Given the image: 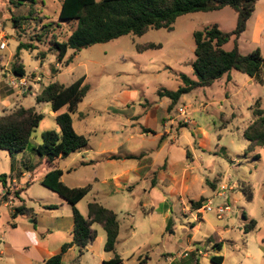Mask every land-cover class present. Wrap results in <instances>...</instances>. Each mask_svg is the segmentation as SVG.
<instances>
[{
  "label": "rangeland",
  "instance_id": "1",
  "mask_svg": "<svg viewBox=\"0 0 264 264\" xmlns=\"http://www.w3.org/2000/svg\"><path fill=\"white\" fill-rule=\"evenodd\" d=\"M36 1L34 5L22 3L18 6L15 1L11 4V0H0V115L9 114L19 106L34 107L43 115L27 151L30 152L36 144L43 143L42 135L45 132L59 133L51 105L36 102V95L40 94L45 86L55 82L69 86L83 76L87 78L85 84L90 90L79 104L78 112L73 115L75 127L80 133V114L88 116L90 124L105 127L111 134L122 131L124 125L129 126L126 118L133 112V108L136 109L137 115H141L139 121H143L144 125L152 130L160 129L162 118H167L170 122L173 117L179 120L180 128L183 127L184 132L188 133L191 130L183 122L186 119L191 120V115L180 117L177 109L187 107L192 101L201 108V112L192 117L196 124L191 123V129L197 137L194 141L200 177L207 179L209 185L223 182L220 187L226 186L227 189L223 192L219 189L225 196L220 198L214 195L211 187L204 181L195 185L191 194L197 198L189 197L183 206L176 205L174 222L171 230L163 236V246L176 258L180 251L189 252L188 257L183 259L184 264H196V258L199 264H214L210 258H204L203 253L202 256L193 254L197 249L211 256H224L225 264H261L254 254L246 255V245L255 249L256 245L264 247V146L250 152L244 131L256 121L254 112L257 108L264 112V67L255 80L243 73L232 71L230 79L225 76L212 87L183 96L169 114L163 111L168 99H162L158 95L163 89L176 91L182 83L179 77L181 74L196 80L192 66L195 61L194 33L209 26H217L224 32H231L236 28V13L230 8H225L217 12L185 15L178 19L172 32L164 29L150 30L142 36L128 35L76 53L69 50L66 58L59 61L55 54L49 53L50 40L56 38L60 42L66 41L77 28V24L59 20L61 0ZM14 18L27 19H22L16 27ZM2 43H6V47L2 48ZM148 43L159 44L161 48L143 53L137 51V46ZM238 43L242 54L260 49L264 56V0L257 4L247 30L241 35ZM20 45H32L35 48L34 51H19L20 62L25 67L28 79L25 87L19 85V77H16L12 68ZM234 45L232 40L225 49L230 51ZM42 54L47 55L44 57ZM72 56L74 60L68 65L67 60ZM37 77L40 81H37ZM13 80L16 81V86L12 85ZM124 92H133L138 101L146 99L145 108L149 113L143 114V107L129 104L128 108L117 102L118 96ZM160 101L163 102L161 105L158 103ZM115 109L123 110L124 113L115 112ZM64 110L67 108L62 109V112ZM136 138L133 142L135 152L154 147V143L149 141L152 136H148V139L145 136L143 141L139 137ZM142 142L144 145L140 147ZM182 150L183 154L178 157L179 164H186V149ZM31 156L35 155L31 152ZM13 157L15 159L12 161L10 153L0 150V175H3L1 182H11V165L16 166V162H20L16 154ZM77 175L79 176V173ZM37 177L38 174L34 176V180L23 181L38 182ZM213 181L216 182L211 183ZM245 188L251 189L253 201H247ZM144 195L141 188V191L130 197L127 204L123 201V195L119 196L120 203L125 205L121 207L120 217L124 222L128 221L129 216H135L134 219L129 218V221L142 230L150 224L153 225L157 238L161 230V216L159 212L150 214V209L141 208ZM13 198L15 205L21 204L14 193ZM23 200L28 207L33 208L34 214L32 211L30 215H19L18 220L29 223L34 218L42 220L46 216L42 213L39 202L30 201L27 197H23ZM192 202H201L200 214H197V207L192 206ZM209 202L214 209L226 204L231 211L225 214L223 220H219L215 212H202L205 204ZM191 210L198 217L196 220L191 216ZM10 211V208L0 202V232L12 221ZM182 212L187 215H182ZM244 213L251 221L253 219L258 223V227L249 234L248 239L244 236ZM226 228L229 231H226ZM102 234L105 236L104 232ZM218 235L226 241L222 251H215L213 245L209 244V241L218 243ZM191 236L192 243L188 244ZM182 240L184 243H181ZM141 241L139 237L130 242L121 241L118 251L121 253L123 264H140L142 261L146 264L144 256L142 261L134 256L143 249ZM163 246L150 250V256H153L152 264H158L155 254ZM87 260H90L88 264H100L95 255H88Z\"/></svg>",
  "mask_w": 264,
  "mask_h": 264
},
{
  "label": "crops",
  "instance_id": "2",
  "mask_svg": "<svg viewBox=\"0 0 264 264\" xmlns=\"http://www.w3.org/2000/svg\"><path fill=\"white\" fill-rule=\"evenodd\" d=\"M252 80H255V78H252ZM117 102L128 108L129 104H133L135 107H146V99L138 101L133 92L120 94ZM158 103L161 105L163 102L160 101ZM170 105L171 101L168 99L163 110L165 113L169 114L176 108L174 107L170 110ZM66 111L64 110L63 112ZM114 111L124 113L123 110L115 109ZM63 112L62 110L57 113L53 112V115L57 117L58 114ZM187 112L191 115V120L188 119V123H186L187 128L191 130L188 133L184 132L183 127L180 128L179 120L173 117L170 118V122H168L169 119L162 118L160 129L152 130L147 125H144L143 121H139L141 115L136 114L135 108H133V112L126 118L129 126L124 125L122 131L118 133L112 132L111 134L108 133L105 127L90 124V118L80 114L78 121L81 133L76 129L75 123L74 128L79 135L88 139L89 144L86 149L74 153L67 158H59L54 163H49L47 159L42 158L33 151L39 144H36L30 152L26 149L24 152L16 154L20 162L17 161L16 166L14 164L11 165V182L8 184V182L0 181V202L10 208L12 219L7 228L3 232H0V264H45L49 258L61 252L64 244L73 241L74 216L72 206L59 195L54 196L57 195L56 193L53 194L50 190H46L48 192L43 190L45 187L41 185L43 178L54 169H59L63 172L61 181L71 189L91 186L90 193L77 205L83 216L88 217L89 204L97 202L105 208L114 211L118 216L120 224L115 252L105 251L106 233L101 225L95 224L92 227V232L96 236L95 241L87 247L83 255H80L77 246L70 248L63 254V264H69L68 262H73V264H88V261H90L87 260L88 255H95L99 258L100 264H104L105 261L113 259L115 254L121 255L118 251L121 241L130 242L136 240L138 237L142 239L141 244L143 249H141L139 254H135L134 256L141 261V258L144 256L147 261L146 264H152L153 256H150V250L164 245L163 236L171 230L174 214H176L174 211L176 205L181 204L183 206L185 200L189 197L196 199L197 197L193 196L191 192L193 191V187L198 183L200 184V182L204 181L209 185L207 183L208 180L203 179L199 174L200 167L196 164L198 157L196 155L197 147L194 141L197 137L191 129V123L196 124L192 117L196 113L201 112V108L194 105L191 101L187 105ZM142 113L147 115L149 111L145 108ZM179 116L181 117L180 114ZM145 136L146 139H148V136L153 137L149 141L154 143V147L148 150L143 149L141 152H135L133 142L136 141V137H139L143 141ZM141 144L140 147H143L144 142ZM197 146L199 147V145ZM183 148L186 149V160L188 162L186 164H179L178 157L181 153L183 154ZM31 152L35 155L34 157L31 156ZM11 158L12 161L15 159L13 155H11ZM78 173L79 176L77 175ZM36 174H38V182L23 181L24 179L34 180ZM0 177H3V175H0ZM214 182L216 181L211 183ZM222 183L217 182V184L209 185L214 195L220 198L225 197L219 190ZM141 188L145 194L141 208L150 209V214H157L159 212L161 216V230L157 238L155 237L153 225L150 224L142 230L130 223L129 218L134 219L135 216L131 217L128 215V221L124 222H122L120 217V213L122 212L121 207L125 205L123 206L120 203L119 196L123 195V201L127 204L130 201V197L141 191ZM13 193L14 196H16L15 193L18 194L21 204L15 205ZM23 197H27L33 202H39L42 213L46 214V216L42 220L34 218L29 223L18 220L19 215L16 219H13L12 215L15 213L16 208L25 206L33 210L32 207H28L25 204ZM198 198L207 199L204 196H198ZM207 204H211V202ZM49 206H55V208L48 209ZM196 212L200 214L199 209ZM202 212L206 211L202 210ZM212 212H215L218 218L216 209ZM190 214L195 220L198 218L193 214L192 210ZM182 215L186 216L187 214L182 212ZM245 216L246 214L244 213V236L248 239L249 234L258 227V223L253 219L251 221L247 216V219H245ZM249 221L250 224H248ZM252 222H255V225L252 226ZM12 224H15V227H12ZM247 225L252 226L248 233L245 231ZM226 231H229L228 228H226ZM103 232L105 236H103ZM220 233H222V230ZM217 237L220 239L218 243L213 244L209 241V244L213 245L215 251H222L226 241L219 235ZM181 243H184V241L182 240ZM191 243L192 236L188 239V244ZM246 250L247 256L254 254L260 263L264 264V247L262 245H256V249L246 245ZM185 253H187V256H179ZM202 253L204 258H210L211 261L214 257H218L211 256L200 249L193 251V254H196V256H202ZM188 255L189 252L180 251L176 258L163 246V248L157 250L155 257L158 264L160 261H162L160 264H184L183 259L188 257ZM222 257L223 261L221 264H225V257ZM142 262L140 264H144V261ZM195 262L199 264L197 258Z\"/></svg>",
  "mask_w": 264,
  "mask_h": 264
},
{
  "label": "trees",
  "instance_id": "3",
  "mask_svg": "<svg viewBox=\"0 0 264 264\" xmlns=\"http://www.w3.org/2000/svg\"><path fill=\"white\" fill-rule=\"evenodd\" d=\"M14 1L18 6L22 3L33 5L37 3L36 0H11V4ZM260 1L262 0H61L59 20L76 22L77 28L64 42L56 38L50 40L49 53L55 54L59 61H63L69 50L76 53L128 35L142 36L150 30L164 29L172 32L178 19L185 15L217 12L225 8L232 9L237 15V24L233 31L224 32L217 26H209L194 33L195 61L192 66L196 80L181 74L179 77L182 83L176 91L163 89L158 92L160 98L170 99L169 109L172 110L183 96L199 89L212 87L225 76L230 79L232 71L243 73L250 78L259 76L264 67V56L261 50L256 49L244 55L239 49L238 41L247 30L248 22ZM22 19L27 18L13 19L16 27ZM232 40L235 45L228 51L225 46ZM159 48L161 45L155 43L136 47L139 53ZM23 49L34 51L35 48L32 45L18 47L12 66L18 77L26 76V70L20 62L19 55V51ZM42 55L45 57L47 54ZM73 60L74 57H70L67 64L69 65ZM85 80L86 78L82 77L69 86L55 82L45 86L36 96L38 104H50L54 113L67 108L66 112L56 117L59 133L45 132L42 135L43 143L33 150L49 163H54L59 158H67L88 147V139L76 132L73 122V115L78 111L79 104L90 90ZM254 114L257 117L256 121L244 131L250 152L264 146V112L257 108ZM42 119L43 115L34 107L26 109L19 106L9 114L0 115V150L7 151L11 155L24 152ZM62 175L61 170L54 169L43 178L41 185L72 206L73 241L64 244L61 252L49 258L45 264H63V254L73 246H77L80 255H83L87 247L96 239L92 232L95 224L101 225L106 233L105 251L115 252L120 232L117 214L93 202L88 206V217L83 216L77 205L90 193L91 186L71 189L61 181ZM0 180L2 181V177ZM244 194L247 201H253L254 197L250 188H245ZM15 195L19 197L17 193ZM191 204L196 205L197 209L202 208L201 202ZM54 208L55 206L48 207V209ZM32 211L21 206L16 208L12 218L28 215ZM244 218L247 219L246 216ZM253 225L255 222H252ZM252 226H246V233ZM12 227H15V224H12ZM212 261L214 264H221L223 257H214ZM104 264H123V260L115 254L113 259L105 261Z\"/></svg>",
  "mask_w": 264,
  "mask_h": 264
},
{
  "label": "built area",
  "instance_id": "4",
  "mask_svg": "<svg viewBox=\"0 0 264 264\" xmlns=\"http://www.w3.org/2000/svg\"><path fill=\"white\" fill-rule=\"evenodd\" d=\"M1 47L2 48L3 47H6V43H2ZM16 77H18V76H16ZM27 80L28 79H27L26 76L25 77H19V85H22V86L25 87L27 85ZM37 81H40V78L39 77H37ZM12 83H13L12 85L16 86V81L15 80H13ZM178 113L181 116H183V117L187 116V114H188L187 107H185V106L180 107L178 109ZM185 123H188V120L187 119L185 120ZM226 189H227L226 186H221V192L225 191ZM203 210L204 211H208V212H212V211H214V208H212L211 204H206L203 207ZM230 211H231L230 210V207L228 205H226V204L225 205H222V206H219L218 208H216V212H217V215H218V218L219 219L224 218L225 214H227ZM179 256L180 257L187 256V253L182 254V255L180 254Z\"/></svg>",
  "mask_w": 264,
  "mask_h": 264
}]
</instances>
